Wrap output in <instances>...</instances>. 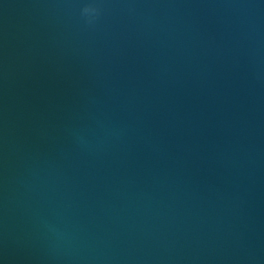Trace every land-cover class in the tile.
<instances>
[{"label": "water", "instance_id": "water-1", "mask_svg": "<svg viewBox=\"0 0 264 264\" xmlns=\"http://www.w3.org/2000/svg\"><path fill=\"white\" fill-rule=\"evenodd\" d=\"M0 264H264V0H0Z\"/></svg>", "mask_w": 264, "mask_h": 264}, {"label": "clouds", "instance_id": "clouds-1", "mask_svg": "<svg viewBox=\"0 0 264 264\" xmlns=\"http://www.w3.org/2000/svg\"><path fill=\"white\" fill-rule=\"evenodd\" d=\"M85 11L88 12V11H94V10H91V9H85Z\"/></svg>", "mask_w": 264, "mask_h": 264}]
</instances>
